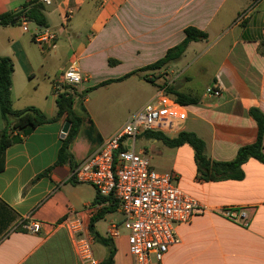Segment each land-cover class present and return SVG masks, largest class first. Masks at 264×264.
<instances>
[{"label":"crops","instance_id":"0c3cea01","mask_svg":"<svg viewBox=\"0 0 264 264\" xmlns=\"http://www.w3.org/2000/svg\"><path fill=\"white\" fill-rule=\"evenodd\" d=\"M33 7L43 16V25L56 32L54 48H42L22 29L21 17ZM242 11L246 16L236 22ZM3 13L16 17L0 24V57L10 58L13 65V109L35 106L47 117L55 116V91L64 90L55 79L72 63L84 77L73 86L77 92L102 88L104 99H109L111 90L125 91L128 84L133 93H139L143 84L152 89L122 121L112 107L115 102L103 101L112 113L102 119L89 108L87 97L81 101L84 110L75 106L80 99L76 97L73 110L82 117L81 124L61 163L57 160L67 134H62L65 114L19 134V140L5 147L0 170V264H81L64 222L72 212L79 213L91 233L96 259L102 262L112 248L113 264L132 263L121 214L102 201L92 185L75 181L71 169L158 88L167 90L169 84L146 80L156 70L124 76L163 57L183 40L188 26L205 31L207 38L189 42L182 56L170 63V88L196 102L180 103L186 118L176 133H161L173 138L180 131L194 132L204 141L210 161L231 160L239 147L255 141L258 127L248 110L256 107L264 115V0H51L48 5L0 0ZM25 20L29 30L40 25ZM201 74L203 85L194 90L189 83ZM107 80L111 81L97 86ZM213 83L221 86L219 97L205 94ZM3 131L9 138L18 132L0 114ZM145 132L137 136L136 141L144 140L137 151L144 152L152 168L172 175L181 190L203 205L244 207L248 212L247 228L209 212L178 225L180 243L169 247L162 264H264V162L248 158L241 165L240 179H201L190 144L169 146ZM262 146L264 152V135ZM33 221L40 224L36 233L25 228ZM112 223L119 230L115 237L107 234Z\"/></svg>","mask_w":264,"mask_h":264},{"label":"built area","instance_id":"2783aa9c","mask_svg":"<svg viewBox=\"0 0 264 264\" xmlns=\"http://www.w3.org/2000/svg\"><path fill=\"white\" fill-rule=\"evenodd\" d=\"M24 1L51 3V0ZM246 14L247 11L239 13L236 22H240ZM21 27L29 31L33 41L42 48L56 46V32L48 26L39 25L29 30L25 18L21 17ZM83 78L81 71L72 63L56 77L55 82L77 86ZM221 92L217 83L205 88V94L210 96L219 97ZM55 93L58 95L59 91ZM185 118L184 107L167 93L165 86H161L114 133L103 138L87 157L71 169V177L75 181L92 185L96 193L121 214L120 225L127 233L131 264H162L169 247L180 243L177 226L197 214L209 212L240 227L249 226L246 208L201 204L181 190L172 175L152 168L144 152L135 150V142L141 132L173 134ZM64 222L73 235L74 250L81 264H102L92 253L93 239L79 213L68 214ZM25 228L36 233L40 224L33 221ZM107 234L117 236L118 226L112 223Z\"/></svg>","mask_w":264,"mask_h":264},{"label":"trees","instance_id":"16d2710c","mask_svg":"<svg viewBox=\"0 0 264 264\" xmlns=\"http://www.w3.org/2000/svg\"><path fill=\"white\" fill-rule=\"evenodd\" d=\"M25 18H30L36 23L43 25L44 18L40 11L36 7L31 8L24 15ZM11 13H3L0 15V24L6 25L15 20ZM207 38V33L205 31L199 30L193 26H188L184 29V38L177 45L167 49L163 57L150 63L140 69H136L131 73H127L124 77L129 76L135 72L144 70H157L160 69L171 62L179 59L184 53L187 45L191 41H199ZM111 61V60H110ZM13 71V65L8 57H0V114L7 121L8 126L11 130H17L18 132L12 137H7L6 131L0 132V170L3 167V151L7 145L12 141L20 139L19 134H27L34 127L39 124L48 123L57 120L63 114L67 122L70 123L69 129L66 136L62 139V144L59 150L57 163H61L67 159V148L69 143L76 136L78 129L81 124L82 117L75 113L73 110V103L76 97L84 99V92L90 91L86 89L83 92H77L73 86L64 85V90L59 93L56 97V114L53 117H47L39 108L35 106H27L22 109H13L11 106L10 99V86H11V73ZM153 83V79H146ZM111 80L103 81L97 86H102L109 83ZM94 88V87H93ZM167 93H171L175 96V99L186 105L188 103L196 102V99L189 97L181 92H178L172 88H167ZM81 100V101H82ZM81 108L84 110V106L81 103ZM249 115L257 123V135L253 143L243 145L238 148L236 155L233 159L228 161H210L205 155V145L204 141L198 137L194 132L190 131H180L173 138H169L162 134L161 132L146 131L144 134L150 137L161 140L163 143L169 146H178L183 143H188L192 146L194 150V158L199 173V178L201 179H240L243 176L241 170V165L248 158L252 157L261 162H264V152L262 146V138L264 135V115L262 112L256 108L251 107L248 110ZM98 195V194H97ZM99 196V195H98ZM102 201L105 200L101 197ZM97 218V217H96ZM90 223L89 227L92 230L93 221ZM105 244L109 245L106 240H102ZM113 249H110L108 256L102 261V264H113Z\"/></svg>","mask_w":264,"mask_h":264},{"label":"rangeland","instance_id":"374dc122","mask_svg":"<svg viewBox=\"0 0 264 264\" xmlns=\"http://www.w3.org/2000/svg\"><path fill=\"white\" fill-rule=\"evenodd\" d=\"M150 77H152V79H154L157 84H169L168 88L170 87V64L157 69L155 73L150 74ZM204 78L203 75L201 74L198 77H195L192 81H190L189 85L194 89V90H198L200 89V87L203 85L204 82ZM169 82V83H168ZM81 84V83H80ZM78 84V85H80ZM66 85V84H64ZM143 89L140 90V92L138 93H133L134 92V87L133 85L128 84L126 87L125 91H118V90H111L112 92L109 93L110 96L112 98L109 99H104V97L106 96V93H104V90L102 88L97 89L95 91L90 90L87 92H84L85 95L83 98L87 97V105L89 106V108H91L92 110H96L99 114V118L104 119L106 114L108 112L112 113L111 108H104V103L103 101H111V102H115L112 107L114 106V110L116 113V116L118 117V119L120 121L123 120V117L128 115V113L130 111H132V108L135 106V104L137 103V101L139 100L141 95H145L148 91H150L152 89L151 85L148 84H143ZM86 91V90H85ZM81 98L78 100V103H75V106H79L80 110H82L81 108ZM143 141L141 139H138L135 142V150L137 151L138 149H140L143 146ZM159 145H161V147H163L162 149H165V146L159 142ZM167 151V149H166Z\"/></svg>","mask_w":264,"mask_h":264},{"label":"water","instance_id":"95a60500","mask_svg":"<svg viewBox=\"0 0 264 264\" xmlns=\"http://www.w3.org/2000/svg\"><path fill=\"white\" fill-rule=\"evenodd\" d=\"M68 127H69V123L68 122H65L64 123V126L62 128V134H64L65 132H67Z\"/></svg>","mask_w":264,"mask_h":264}]
</instances>
